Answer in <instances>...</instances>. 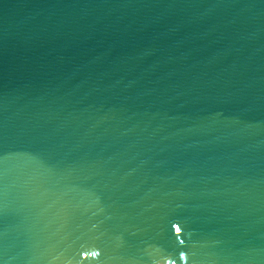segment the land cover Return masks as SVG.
Returning <instances> with one entry per match:
<instances>
[{
  "label": "water",
  "instance_id": "water-1",
  "mask_svg": "<svg viewBox=\"0 0 264 264\" xmlns=\"http://www.w3.org/2000/svg\"><path fill=\"white\" fill-rule=\"evenodd\" d=\"M0 264H264V0H0Z\"/></svg>",
  "mask_w": 264,
  "mask_h": 264
}]
</instances>
